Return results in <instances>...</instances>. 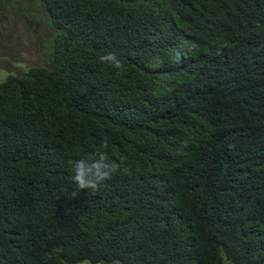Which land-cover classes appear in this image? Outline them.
Listing matches in <instances>:
<instances>
[{"label":"trees","instance_id":"1","mask_svg":"<svg viewBox=\"0 0 264 264\" xmlns=\"http://www.w3.org/2000/svg\"><path fill=\"white\" fill-rule=\"evenodd\" d=\"M42 4L50 65L0 82V264H264V0ZM105 142L130 174L80 191Z\"/></svg>","mask_w":264,"mask_h":264},{"label":"rangeland","instance_id":"2","mask_svg":"<svg viewBox=\"0 0 264 264\" xmlns=\"http://www.w3.org/2000/svg\"><path fill=\"white\" fill-rule=\"evenodd\" d=\"M42 0H0V82L31 66H49L55 33ZM226 264H236L225 258ZM78 264H122L120 261Z\"/></svg>","mask_w":264,"mask_h":264},{"label":"clouds","instance_id":"3","mask_svg":"<svg viewBox=\"0 0 264 264\" xmlns=\"http://www.w3.org/2000/svg\"><path fill=\"white\" fill-rule=\"evenodd\" d=\"M100 62L106 63L119 70L118 74L126 71L123 62L113 52H108L99 57ZM107 142L102 149L90 152L79 159L70 161L73 167L72 180L80 191L88 190L93 194L106 186L114 174H130V169L122 167L123 160L117 161L109 156ZM75 196V193L73 194Z\"/></svg>","mask_w":264,"mask_h":264}]
</instances>
